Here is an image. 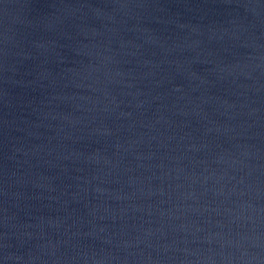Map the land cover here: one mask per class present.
Returning <instances> with one entry per match:
<instances>
[{
    "label": "water",
    "instance_id": "1",
    "mask_svg": "<svg viewBox=\"0 0 264 264\" xmlns=\"http://www.w3.org/2000/svg\"><path fill=\"white\" fill-rule=\"evenodd\" d=\"M0 264H264V0H0Z\"/></svg>",
    "mask_w": 264,
    "mask_h": 264
}]
</instances>
